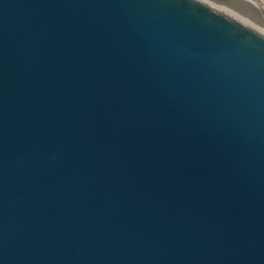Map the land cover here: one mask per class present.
<instances>
[{"label":"water","instance_id":"obj_1","mask_svg":"<svg viewBox=\"0 0 264 264\" xmlns=\"http://www.w3.org/2000/svg\"><path fill=\"white\" fill-rule=\"evenodd\" d=\"M0 264H264V35L201 0H0Z\"/></svg>","mask_w":264,"mask_h":264},{"label":"rangeland","instance_id":"obj_2","mask_svg":"<svg viewBox=\"0 0 264 264\" xmlns=\"http://www.w3.org/2000/svg\"><path fill=\"white\" fill-rule=\"evenodd\" d=\"M213 4H218L229 12H236L251 21L254 25L259 22V18L264 17V7L253 3V0H208ZM255 29V28H254Z\"/></svg>","mask_w":264,"mask_h":264},{"label":"bare ground","instance_id":"obj_3","mask_svg":"<svg viewBox=\"0 0 264 264\" xmlns=\"http://www.w3.org/2000/svg\"><path fill=\"white\" fill-rule=\"evenodd\" d=\"M205 3H207L208 5L218 9L219 11L245 23L246 25L252 27L253 29L255 28V30H257L258 32L262 33L264 35V17L259 18V22H257L256 24H258V26L254 25L251 21H249L248 19H246L245 17L239 15L236 12H229L227 10H225L224 8H222L221 6H219L218 4H213L211 2H209L208 0H201ZM257 3L259 6H263L264 7V0H253V3Z\"/></svg>","mask_w":264,"mask_h":264}]
</instances>
